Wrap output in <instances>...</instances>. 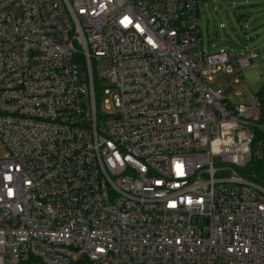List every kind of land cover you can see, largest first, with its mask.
<instances>
[{"label":"built area","instance_id":"1","mask_svg":"<svg viewBox=\"0 0 264 264\" xmlns=\"http://www.w3.org/2000/svg\"><path fill=\"white\" fill-rule=\"evenodd\" d=\"M207 1L0 0V264H264L260 102L207 84L259 51Z\"/></svg>","mask_w":264,"mask_h":264},{"label":"rangeland","instance_id":"2","mask_svg":"<svg viewBox=\"0 0 264 264\" xmlns=\"http://www.w3.org/2000/svg\"><path fill=\"white\" fill-rule=\"evenodd\" d=\"M199 26L204 49L209 52L227 50L239 55L259 51L255 65L231 74L218 73L208 82L212 89H221L231 105H253L264 86V0H209L199 8ZM102 74L111 63L100 61ZM108 83H104L107 86ZM260 112L262 108L260 106ZM257 171V166H253Z\"/></svg>","mask_w":264,"mask_h":264},{"label":"trees","instance_id":"3","mask_svg":"<svg viewBox=\"0 0 264 264\" xmlns=\"http://www.w3.org/2000/svg\"><path fill=\"white\" fill-rule=\"evenodd\" d=\"M260 102V106L262 108L261 115L264 116V86L262 87V90L260 91L259 95L256 96ZM260 170V164L257 165V172ZM27 264H41L40 262L36 261L34 258H30L29 263Z\"/></svg>","mask_w":264,"mask_h":264}]
</instances>
